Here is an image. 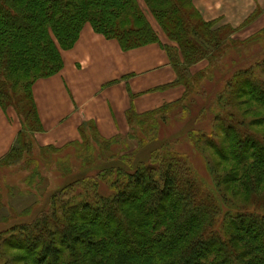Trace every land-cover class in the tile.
Listing matches in <instances>:
<instances>
[{"label": "trees", "instance_id": "obj_1", "mask_svg": "<svg viewBox=\"0 0 264 264\" xmlns=\"http://www.w3.org/2000/svg\"><path fill=\"white\" fill-rule=\"evenodd\" d=\"M144 1L176 44L164 49L174 84L188 97L180 109L192 117L191 127L197 124L188 132L190 143L217 157L229 141L228 159L207 161L216 192L204 193L188 158L153 133L155 112L184 97L143 115L128 112L132 133L126 141L103 140L93 124H84L81 142L68 145L74 152L65 156L79 166L63 168L79 167V174L50 196L45 210L0 241L5 250L24 253L20 264L31 256L37 264H264V67L238 60H254L250 48L231 38L230 26L214 29L215 22H204L192 0ZM85 23L122 51L159 42L137 0H0V107H12L21 126L3 158L37 168L44 151L68 147L36 145L42 126L31 87L61 69L60 50L74 45ZM201 60L211 71L225 69L210 104L213 91L203 81L215 75L189 70ZM207 115L208 130L199 124ZM135 139L138 148L126 149ZM116 144L125 149L121 155L111 149ZM17 257L2 256L0 264H16Z\"/></svg>", "mask_w": 264, "mask_h": 264}, {"label": "crops", "instance_id": "obj_2", "mask_svg": "<svg viewBox=\"0 0 264 264\" xmlns=\"http://www.w3.org/2000/svg\"><path fill=\"white\" fill-rule=\"evenodd\" d=\"M192 6L204 22L233 28L235 40L249 38L264 27V0H192ZM156 34L158 43L122 51L116 40L85 23L74 45L60 50L61 69L31 87L42 126L34 136L36 145L64 148L81 142L80 127L88 123L103 140L125 136L130 132L128 112L143 115L182 100L185 88L174 84L176 73L164 49L166 44L175 45L161 30ZM203 61L193 65L195 73L206 69ZM193 66L190 72L195 74ZM20 129L14 109L0 107V159L12 148Z\"/></svg>", "mask_w": 264, "mask_h": 264}, {"label": "rangeland", "instance_id": "obj_3", "mask_svg": "<svg viewBox=\"0 0 264 264\" xmlns=\"http://www.w3.org/2000/svg\"><path fill=\"white\" fill-rule=\"evenodd\" d=\"M137 3L139 5L140 10L143 13L145 20L149 23L148 21L149 18L153 23L154 28L156 30L153 27L151 28L154 30L155 34L156 31L160 32L161 30L166 36L167 40L176 46L175 43L171 42L168 39L166 33L152 15L145 1L137 0ZM261 11L262 9H260V12ZM220 27H215L214 25L213 28L217 29ZM254 35H258V36L252 38L251 41H246L250 37L244 40L233 39L237 43H242L243 44L242 47L244 49L250 48L251 56L253 57L254 60H250L249 58H246V56L244 55H238L237 58L242 62L245 61V64L247 63V61H250L249 63L258 62L261 66L264 67V27L259 31L255 32L253 36ZM164 46H172V45L166 44ZM205 61L203 62L205 63ZM192 66L189 68V70L192 68ZM199 68L200 67H198L197 69ZM192 71L194 73L196 72L194 66ZM208 71H211V69L209 66V62L207 61V67L204 71H200L195 74H192L191 72L190 73L191 75H196L199 73L205 74ZM211 72L213 75H215V77L213 79H206L203 81V84L209 83L208 89H212L213 91L210 94V98L207 104L211 103L210 101L212 97H214L216 92H219L221 90V87L223 86V82L226 80L225 69H223L222 66L221 69L220 68L219 70L215 69L212 70ZM254 72L259 74V71L257 70H254ZM216 79L218 80V82H214ZM210 84H213V86ZM187 101H188V97L185 98V100H183L182 102L180 101L177 104L171 105V108L170 106H168L158 112H155L153 116L158 120H157V125H155L154 128L155 130L153 133L157 134L158 136L157 139L159 138V139L172 141L171 142L172 148L176 152L181 153L185 155L186 158H188V162L191 166L193 173L195 174L198 180V183L203 184L201 190L204 193L206 192L211 193V191L216 192L214 175L209 170V167L207 166L208 165L207 161L210 160L212 164H215L217 162V157L222 162H224L223 159L225 158L228 159V157L225 155L224 147L229 144V141L225 146L221 147L222 148L221 153L217 157L210 151L208 147H206V149H203L202 152L199 147L193 146L190 143L191 141L187 136L190 129L197 128L196 127L197 124L193 122L191 127V124L189 123L188 119H191L192 117H188V114L181 111L180 109L183 105L187 103ZM8 107L12 108L10 106ZM210 120H211V116L207 115L204 121L202 122L199 121V124L203 129H207L210 124ZM159 125L160 128H158ZM143 129H151V128L144 127ZM87 133L88 135H90L91 130L87 129ZM131 133L132 131L130 132V134ZM130 134H127L125 136H120L116 138L114 142L126 141ZM222 137H223L222 134L219 135L215 140L216 143H218V141ZM230 142L232 143L231 138H230ZM138 146H139L138 141L135 139L132 141H128L126 149H128L127 147H129L130 148L129 150H135L138 148ZM72 148L73 146H68L65 149L56 150L55 152L49 150L44 151L45 159L39 160V164L37 168H35L33 165L27 166L23 162L14 163V161L9 160V157H5L2 160H0V241L10 236L9 235L10 230L15 225L27 222L32 218H34L39 212L45 210L47 208L48 200L50 196L59 188H61L64 184L73 180L76 177V175L79 174L78 173L80 171L79 167L76 169L71 168L69 171L66 170V173L63 170V168H65V166L69 164V162L72 166H79V161L76 158L74 157L65 158L66 155L74 152ZM111 149L116 150V152H119V155H121L120 154L121 151L125 150L124 148L120 149V146L118 144L111 146ZM35 151L37 152V149H35ZM37 156H38L37 154L33 153V157H37ZM100 162L101 161H99L98 163ZM215 167H217V165ZM225 170H226L225 168L216 169L218 174L224 172ZM224 182H226V180ZM230 196L231 194L229 191L227 197L230 198ZM232 198L234 199L235 197ZM221 208L223 210L224 206H222ZM5 249L4 247H2V245H0V258H2V256L8 257L12 255H18L17 257L18 262L16 264H20L22 260L26 259L23 257L24 255L23 252H18L17 250L10 248L9 250H5ZM27 260H28V264H37L34 263L35 259L32 256Z\"/></svg>", "mask_w": 264, "mask_h": 264}, {"label": "bare ground", "instance_id": "obj_4", "mask_svg": "<svg viewBox=\"0 0 264 264\" xmlns=\"http://www.w3.org/2000/svg\"><path fill=\"white\" fill-rule=\"evenodd\" d=\"M128 146H129V144H128Z\"/></svg>", "mask_w": 264, "mask_h": 264}]
</instances>
